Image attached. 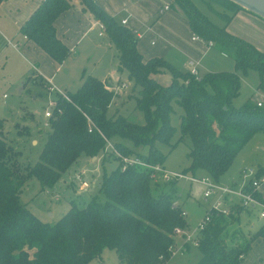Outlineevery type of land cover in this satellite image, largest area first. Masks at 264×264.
<instances>
[{"label":"trees","instance_id":"16d2710c","mask_svg":"<svg viewBox=\"0 0 264 264\" xmlns=\"http://www.w3.org/2000/svg\"><path fill=\"white\" fill-rule=\"evenodd\" d=\"M209 1L220 8L216 14L223 25L211 22L191 0H173L172 6L182 11L195 36L233 58L234 71L206 72L196 78L162 57L144 59L136 47V32L117 22L94 0H78L81 9L103 26L117 50V71H127L139 87L135 108L144 122L139 124L120 114L108 116L113 99L119 95L105 81L87 74L82 76L79 89L65 93L68 100L56 95L48 119L49 133L37 162L21 165L19 151L0 133V264L101 263L104 250L114 251L119 264H165L170 260L177 248L175 229H189L174 198L176 181L154 182L149 169L136 164L123 167L119 158L105 149L109 142L123 156L162 166L167 154L188 138L189 164L183 174L202 173L217 181L250 138L264 132V103L257 106L253 95L241 107L232 103L239 94L238 73L257 70L264 74V51L227 29L242 7L229 0ZM73 8L75 4L68 0H42L20 27V34L61 63L70 49L57 36L54 22ZM162 70L171 73L168 85L154 78ZM175 106L181 110L177 126L171 122V115L177 114ZM85 115L105 138L96 131L88 132ZM99 153L104 160H118L113 170L102 175L103 203L96 197L82 208L73 203L50 225L20 202L29 177L51 188L81 155L96 158ZM259 175L260 170L255 178ZM160 184H168V190ZM256 196L263 202L258 191ZM238 211L235 206L227 216L211 215L199 236L201 257L197 264H242L251 244L264 240V226L249 237L227 231L229 223L223 218L234 224Z\"/></svg>","mask_w":264,"mask_h":264},{"label":"rangeland","instance_id":"374dc122","mask_svg":"<svg viewBox=\"0 0 264 264\" xmlns=\"http://www.w3.org/2000/svg\"><path fill=\"white\" fill-rule=\"evenodd\" d=\"M68 1L76 4V0ZM94 1L96 2V0ZM191 1L211 22L219 26L223 25L216 14L218 12L216 3L209 0ZM0 15L4 16L2 11H0ZM84 15L86 22L81 19V30L76 31L71 25L66 28L70 30L69 38L71 41L74 38L75 41L80 38L81 40L76 42L73 47L68 46L69 53L61 63L52 62V65L57 69L56 77L53 80L54 85L68 94L79 89L83 75L90 74L104 79L115 73L118 65L117 50L106 32L101 29V24L98 22L93 26L91 23L95 22V19L92 15L88 11ZM255 31L263 33L261 29L251 31L248 41L264 51V37L261 34H257L255 37ZM75 33L74 37L71 36ZM99 33L102 34V37H99ZM6 37L13 41L11 36L6 35ZM18 51H21L20 46L14 50L9 44H6L5 39L0 37V133L14 150L19 151L17 160L21 165H25L27 163L34 164L39 160L40 152L49 133L48 126H45L44 114L46 110H51L49 103L55 99L56 93L48 90L46 82L38 73V68L32 70L28 61ZM179 60L182 61V59ZM43 65L44 70L50 74L53 72L49 63ZM198 69L200 74L222 70L234 71V61L231 56L222 54L216 46H213L205 55ZM238 74H240L239 94L232 102L235 107L243 106L252 95L254 101L264 99V74H260L257 70ZM154 78L160 84L168 85L172 76L168 70H162L154 75ZM121 81L120 85L124 83L128 84L129 87L121 90L122 93H120L119 98L115 99L117 104L113 103L110 106L107 115L120 114L130 121L142 124L144 122L143 116L135 108V97L139 94V87L134 86V82L128 78V73L125 70L121 74ZM260 84L261 87H259ZM175 110L177 114L171 115V122L177 126L178 115L181 110L177 106H175ZM107 149L105 152L116 156L109 147ZM189 149L190 142L188 138H184L167 154L162 167L167 171L183 173L189 164L187 156ZM117 165L118 160L113 157L104 160L102 153H99L95 160L93 157L81 155L51 188L42 187L36 177H29L21 191L20 202L26 205L41 221L53 225L68 211L73 203L78 208H82L92 197H96L99 202L103 203L105 198L100 191L102 175L104 172L109 173ZM261 167L264 169V132H258L250 138L234 158L228 170L217 181H213L202 173L195 175L186 173V175L207 178L214 184H222L227 187L232 186V182H235V187H239L242 184V171L244 169L258 171ZM82 171H84L82 179L88 181L89 187L81 189L80 181L76 179V175ZM255 179H263L258 192L263 198L264 204V174L260 172V175ZM160 186L165 190L169 188L168 184H160ZM153 187L154 183L152 182V190L154 191ZM174 189V198L185 213L186 225L190 229L197 228L216 201V193L211 192L210 197L205 199L204 192L207 188L197 182L185 179L177 180ZM254 197L260 200L256 196V191H254ZM261 211V208H256L250 216L243 213L237 232L245 236L251 226L256 229V227L264 224V219L259 218ZM223 221L229 223L228 232L232 233L236 229V227L233 228V223L228 217H224ZM176 241L178 251L170 257L166 264H197L201 257L199 250L192 245L189 247L181 246V243ZM258 245L257 243L253 244V250L246 256L249 262L246 261L245 264H257L256 262L252 263V256L256 255ZM91 264H119V262L114 251L104 250L102 262L93 261Z\"/></svg>","mask_w":264,"mask_h":264},{"label":"crops","instance_id":"0c3cea01","mask_svg":"<svg viewBox=\"0 0 264 264\" xmlns=\"http://www.w3.org/2000/svg\"><path fill=\"white\" fill-rule=\"evenodd\" d=\"M41 2L42 0H2L0 3V11L3 12L4 16L0 15V37L5 39L6 44H9L14 50L17 46H20L21 51L18 52H20L28 61L32 70H35L34 67L36 70L38 68V73H40L44 82H46V85L55 86L53 80L56 77L55 73L57 69L52 65V62L54 61L33 42L28 41L22 36L19 31L20 27L32 15ZM75 3L78 4V0H76ZM96 3L109 13L117 22L122 24V21H125V24L122 25L137 33L138 41L136 47L144 59H149L155 56L162 57L179 70L189 71L190 67L188 62L194 61L198 69L205 55H207L213 47L192 33L185 15L182 11L176 8L174 9L172 6L173 0H96ZM76 4L75 8L64 12L54 22L57 36L70 47H73L76 42L78 43L81 38L77 41H75L74 38V40L71 41L69 38L70 30L66 29L67 26L71 25L76 31H78L81 30V19L86 22V17L84 15L85 11H83L79 5L76 6ZM164 6H168L169 8L160 13V9ZM219 9L220 8H218V10ZM157 15H159L158 19L151 23ZM96 23H98V21L95 20V22L91 24L95 26ZM227 29L232 34L248 41L250 39L251 31L253 30H263V33L255 31V37L257 34H261L263 35L262 37H264V20L247 11L239 10L227 25ZM76 33L71 36L74 37ZM6 35L9 37L11 36L13 41L8 39ZM99 37H102L101 33H99ZM179 59H182V61ZM47 63L50 64L51 69L53 70L51 74L43 68V64ZM122 73L123 72H118L116 67L115 73L108 75L104 79H99L105 81L108 84V87L120 96V93H122L121 90L129 87L128 84L124 83L122 84L124 86L121 87ZM198 74L202 75L200 74L199 69ZM115 99L117 98L113 99L111 105L113 103L115 105L117 104ZM261 100L264 102V99ZM95 159L96 158H93V160ZM259 170L264 174L263 167L259 168ZM232 183L233 185L230 187L235 189H239L243 186V181L239 187H235V182ZM226 202V205L229 202L228 205L230 207L238 206L235 200H227ZM228 205L226 207L230 209ZM256 208L257 207L243 209L238 206V221L233 224V228L236 227L234 230L238 231L237 229H239L241 215L246 213L250 216ZM263 225L264 224L256 227V229H253L251 226L247 236L249 237L256 233ZM176 240L181 243L179 238H176ZM255 241L254 242L259 245L256 248V255L252 256V263L256 262L257 264H264V240L257 239ZM254 242L251 244L249 252L253 250ZM246 256L242 264H245L247 261Z\"/></svg>","mask_w":264,"mask_h":264},{"label":"built area","instance_id":"2783aa9c","mask_svg":"<svg viewBox=\"0 0 264 264\" xmlns=\"http://www.w3.org/2000/svg\"><path fill=\"white\" fill-rule=\"evenodd\" d=\"M169 7L164 6L162 9H160V13H162L164 10H167ZM122 24H125V21H122ZM101 29L104 30L103 26L101 25ZM135 32V31H134ZM137 34V33H136ZM211 45V44H209ZM188 65L190 67L189 72L195 76L196 78L198 77V69L196 67V64L194 61H189ZM36 70V68L34 67ZM122 85L121 87H123ZM48 90L50 92H55L56 95H61L64 99L68 100V97L66 94L58 89L57 87L53 85H48ZM264 102L261 99H258L257 101V106H262ZM49 107H51V110L48 109L45 111V126H48V119L51 117L52 109L55 107V101L51 100L49 103ZM87 118V130L89 133H92L93 131H96L99 133L100 136L105 138L100 130L96 127L95 123L85 115ZM107 147H109L110 151L116 155V157L119 158V160L123 163V167L126 165H140L143 166L151 171L150 177L154 182H171V181H177L180 179H185L191 182H197L201 185H204L207 189L204 192V198L207 199L210 197L211 192H215L217 199L216 201L212 204L210 209L207 211L206 215L204 216L203 220L201 223L197 226L195 229H187L183 230L180 228L175 229L174 231V236H175V242L176 238L180 239L181 246H190L192 245L193 247H198V240L200 233L205 229L206 225L210 222L211 220V215L213 213H216L218 216H227L229 214V208L226 207V201L227 200H235L237 205L240 206L243 209H252V208H261V212L259 213L260 219H264V204L260 200L256 199L254 197V191H258V188L260 187L261 181L263 180H256L255 179V174L256 171H253L252 169H244L242 171L243 177V186L239 189H235L233 187H227V186H221L218 184H214L213 182L208 181L207 178H195L192 176L185 175L183 173H178V172H171L165 170L161 165L158 164H147L141 159L137 157H127L121 155L118 151H116L113 146L107 142V146L105 150H108ZM84 171L80 172V174L76 175V179L80 181V187L82 188H87L89 187L88 181L82 179ZM247 183H250L247 188H245V185ZM182 216L185 217V213H182ZM182 248V247H181ZM180 250V249H179ZM177 248L175 251L171 253V256L177 252ZM162 259V258H161ZM166 264V263H165Z\"/></svg>","mask_w":264,"mask_h":264},{"label":"water","instance_id":"95a60500","mask_svg":"<svg viewBox=\"0 0 264 264\" xmlns=\"http://www.w3.org/2000/svg\"><path fill=\"white\" fill-rule=\"evenodd\" d=\"M245 11L264 20V0H229ZM95 158V157H94Z\"/></svg>","mask_w":264,"mask_h":264}]
</instances>
